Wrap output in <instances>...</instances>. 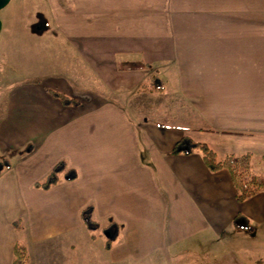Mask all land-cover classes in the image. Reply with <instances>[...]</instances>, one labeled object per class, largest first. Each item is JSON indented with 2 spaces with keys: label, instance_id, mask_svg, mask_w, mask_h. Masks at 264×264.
Masks as SVG:
<instances>
[{
  "label": "crops",
  "instance_id": "1",
  "mask_svg": "<svg viewBox=\"0 0 264 264\" xmlns=\"http://www.w3.org/2000/svg\"><path fill=\"white\" fill-rule=\"evenodd\" d=\"M54 1L60 15L40 35L56 48L49 67L12 85L0 118V202H13L0 221V264H11L17 235L74 250L68 237L85 227L80 212L89 204L98 223L119 225L109 264H123L130 250L137 261L153 251L170 258L181 243L217 239L238 214L264 224V191L239 202L227 170L210 171L197 149L171 153L188 136L219 158L251 152L261 174L264 18L253 11L264 0H200L182 38L161 32L151 3ZM151 76L163 90L141 88ZM165 96L192 110L188 124L161 122ZM60 160L76 178L35 188Z\"/></svg>",
  "mask_w": 264,
  "mask_h": 264
},
{
  "label": "rangeland",
  "instance_id": "2",
  "mask_svg": "<svg viewBox=\"0 0 264 264\" xmlns=\"http://www.w3.org/2000/svg\"><path fill=\"white\" fill-rule=\"evenodd\" d=\"M134 1L143 2L145 6L153 4L154 15L159 14L161 32L169 29L170 35L181 38L185 33V20L199 17V9L194 8L200 6V0ZM259 2L262 0H256V5ZM55 8L54 0H9L1 8L0 118L6 113L12 85L28 83L33 76L43 74L49 67L46 62L48 53L56 48L47 46L49 43L46 44L45 37L40 35L51 26L50 20L60 15ZM242 13L240 11L241 17L244 16ZM253 13L257 19L264 18V10L259 7ZM59 60L63 66L64 59ZM165 97L156 110L161 122L175 126L188 124V120L194 117L192 110H186V106L177 98ZM258 167L256 172L264 174V162ZM12 207L13 202H0V221L7 217ZM237 223L239 227L229 226L217 239L209 235L205 242L181 243L177 250L170 252V258L163 256L161 251H153L148 257L137 261L130 250L123 264H264V224L251 225L244 218L238 219ZM103 226V223H99V228L93 232L94 240L90 238L92 232L84 226L75 230L68 237L69 240L74 236V250L60 245L57 247L56 238L28 243L19 239L21 236L17 235V239L27 246V264H109L103 247L106 239ZM210 260L213 263H209Z\"/></svg>",
  "mask_w": 264,
  "mask_h": 264
},
{
  "label": "trees",
  "instance_id": "3",
  "mask_svg": "<svg viewBox=\"0 0 264 264\" xmlns=\"http://www.w3.org/2000/svg\"><path fill=\"white\" fill-rule=\"evenodd\" d=\"M141 88L145 90L161 91L164 85L156 76H151L150 79L141 84ZM51 95L58 98L64 105H75L77 101L67 95L48 90ZM199 150L201 152L202 159L210 171H219L225 169L228 171L233 188L235 190V199L242 202L260 191H264V174H256L253 171V155L251 152H245L241 154L228 153L219 158L215 151L210 148L206 143L199 142L191 139L188 136L180 138L172 148L171 153H185L189 154L193 150ZM264 160V155L261 156ZM3 168L2 161H0V172ZM77 173L74 169L66 166L63 160L57 162L48 174L42 179L33 184L35 188L48 189L55 185L60 179L72 180L76 178ZM93 205L89 204L81 209L80 216L86 229L92 232L91 237L94 238L93 232L99 228V223L93 218ZM243 218L238 214L233 219V226L239 227L237 223L238 219ZM103 234L106 239L104 242V248L109 250L113 239L119 232V225L110 220L108 225L102 227ZM27 248L26 246L16 241L13 246V258L11 264H27Z\"/></svg>",
  "mask_w": 264,
  "mask_h": 264
},
{
  "label": "water",
  "instance_id": "4",
  "mask_svg": "<svg viewBox=\"0 0 264 264\" xmlns=\"http://www.w3.org/2000/svg\"><path fill=\"white\" fill-rule=\"evenodd\" d=\"M8 2H9V0H0V10H1V8H3ZM1 27H2V22H1V20H0V31H1Z\"/></svg>",
  "mask_w": 264,
  "mask_h": 264
}]
</instances>
